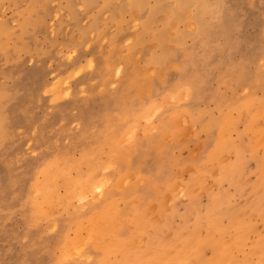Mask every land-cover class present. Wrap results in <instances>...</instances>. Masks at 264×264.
<instances>
[{"label": "rangeland", "instance_id": "obj_1", "mask_svg": "<svg viewBox=\"0 0 264 264\" xmlns=\"http://www.w3.org/2000/svg\"><path fill=\"white\" fill-rule=\"evenodd\" d=\"M259 109L264 0H0V264H98V250L89 243L80 254L71 245L65 251L73 220L103 205L97 188L91 192L96 200L89 192L85 199L67 194V183L85 175L88 155L106 166L115 152L125 160L100 168L113 178L123 167L124 190L137 188L115 196L125 232L132 215L126 208L140 206L143 197L158 204L168 184L194 178L205 164L206 188L164 204L160 230L149 233L157 240L163 232L175 235L179 220L191 222L208 202L206 191L236 192L235 175L240 190L250 192L263 174L258 161L264 148L256 139L264 140V132L253 131L264 128V113L260 121L252 118ZM214 141H223L219 156ZM209 149V159L220 165L207 162ZM47 173L51 197L32 189ZM165 173L169 183L158 178ZM206 247L201 254L209 259L213 249Z\"/></svg>", "mask_w": 264, "mask_h": 264}, {"label": "bare ground", "instance_id": "obj_2", "mask_svg": "<svg viewBox=\"0 0 264 264\" xmlns=\"http://www.w3.org/2000/svg\"><path fill=\"white\" fill-rule=\"evenodd\" d=\"M115 80L117 83V78ZM103 81H101V82H103ZM145 88H146V86H145ZM101 91L103 92V89ZM155 104H157V103H155ZM150 106H153V105H150ZM158 106H161V105H158ZM147 110L148 109H146V111ZM151 111L153 112V110H151ZM257 112H260V114L259 115L253 114L252 118L254 119V117L258 116L257 117L258 121H260L259 116H262V114L264 113V110L259 109V110H257ZM246 113H248V111ZM252 118H251V120H252ZM106 119H108V118L106 117ZM166 120H168V119H166ZM255 121H257V120H255ZM85 122H87V121H85ZM108 122H110V121H108ZM163 123L167 125V121L165 122V120H162L160 122V125H162ZM256 125L258 126V124H256ZM139 129H141V128H139ZM88 131H90V130H88ZM253 132L255 134H257V133L262 134L264 132V128L258 127ZM128 133H129V131H128ZM255 134H254V136H255ZM124 135H126V134H124ZM101 136L102 135H100V137ZM219 139L221 140L222 138H219ZM137 140H138V138H137ZM256 140L264 148V140H260L259 138ZM235 141H237V140H235ZM250 141H252V140H250ZM217 143H215V141H214L213 145H215V146H213V150L215 151V149H218L216 151L219 152L217 154V156H219L220 152H222L221 149L224 148L223 147L224 145H222L223 141H222V143L220 142L221 144L219 143L220 145H217ZM216 146H217V148H216ZM258 146H260V145H258ZM96 149H98V148H96ZM137 150H139V148ZM156 150H157V148H156ZM256 150H257V148H256ZM116 151H118V150H116ZM214 151H213V153L216 152V151L215 152ZM211 152H212V150L209 149V152L207 153V162L210 161L211 164H212V162L214 164H219L221 161L209 159ZM119 154H121V153H119ZM239 154H240V152H239ZM238 155L235 156V157H237V159H238ZM120 156L117 159L116 158V152H115V154L112 153L110 156L108 155L107 156V158L109 157L108 162L106 161L107 165L110 164L112 166L115 164V162H116L117 166H119L118 164H124L125 165V160L122 159ZM83 157H85V155ZM83 157H82V159H83ZM210 158H211V156H210ZM239 158H241V157H239ZM61 159H59V160H61ZM86 159H87L86 162L88 163V165H87V167H85V165H84V167L87 169L85 175L80 176V173H79V177L77 176L78 175L77 174L76 179L70 180L67 183V187H66V189L68 188L67 194L69 192L70 195L75 194L77 197L83 198L85 195L84 193L89 192L91 198L95 199L96 197L92 196V194L93 193L95 194V192H93V190L97 188V189L101 190V198L103 200V205L100 209H98L96 211H92V212H90L91 206H89L90 207L89 215H87L86 217H82V215H81L82 220H78V221H76L75 219L73 220L74 235L71 239L67 240V243H66L67 246L65 248L66 253L69 251L71 246H73L74 248H76L77 251H79L78 253L80 254V252L84 251L83 248L85 249L84 245L86 243H89L90 245L95 247V249L98 250V254H99L98 255V264H264V232L259 231L260 230V229H258L259 225L257 226V223H259V222L256 223L257 218L260 219L263 223V228H264V149H263L262 157L258 161V164H259L258 173H259V175H261V173H263V174L260 177L258 175L257 177H259V178H257V179L254 178L255 182L251 184L250 192L249 191L244 192L246 189V188H244V186L242 187V189H244V191L240 190L241 188H239L237 186V183H236L237 181H240V180H236L235 179L236 175H235L233 179L230 178V183H231V185H233L232 187H234V190L236 192L231 191L229 193L227 191L226 192H222V191L221 192H208V191H206L207 194L209 193L208 194L209 199L207 200L208 202L206 205H204L203 208L201 207L202 209L200 210V212L196 213L194 215V217H190V219L193 218L192 221L190 220L191 222H188V220L187 221L179 220V221H181V224H180V222H178V224H180V225H179V227L175 228V232L177 229V233L175 235L167 236L166 232H163L162 237H161L162 240H157V238L155 236H159V235H156V233H155V235H153L156 238V240H154L153 239L154 237L152 238V236H150V234H149V233H152L150 228L154 227V228H157V230H160V226H159L157 221L161 217L160 214L162 212L163 206H164V204L167 205V202L169 203V201L172 198H174L176 195L177 196H179V195L184 196L186 194L187 196L194 195L196 197V195L194 193L196 188H202V187L206 188L205 182H204V179H205L204 173H202L205 170V168H204L205 164L198 167L197 170L199 171V173L194 178L192 176H190L192 178H190L186 182H182V183L181 182H178V183L175 182L174 184H170V185L168 184L167 185V187H168L167 191L165 190V192H162V193L160 192L161 194H159V197H158V199H159L158 204H154V201L156 199L147 200V199H145V197H143V198H141L143 200V203L140 201L142 203L140 206H133L131 209L126 208L127 210L132 211V215L130 217L131 229L129 228L128 232H125V230L122 228H121L122 230H120V227H122L123 224H126V223H124V221H125L124 212L120 211L119 208H117L116 203L119 200L117 201V198L115 196L118 194H121L124 197H128L132 193H136L137 188L133 192H130V191L128 192L127 190L126 191L124 190L126 186L123 184V181L125 178V176H124V170L125 169L123 167L120 166V168L119 167L116 168V171L114 172L115 175L113 176V178H111V177H108L105 175V173H104L105 171L102 174H100V168L103 167L106 169V167L110 166V165L106 166L105 163H102L101 158H100L101 162L100 161L99 162L94 161V160L90 159V155H88V158H86ZM57 161L58 160L56 159V162ZM74 162H76V161H74ZM174 162H172V163H174ZM201 163H205V162H201ZM103 164H105V165H103ZM211 164H210V169L214 170L213 168L216 166L214 164H213V166H211ZM224 164H225V162H224ZM50 165H52V164H50ZM199 165H200V163H199ZM134 166H136V165H134ZM189 166L190 165H188V167ZM224 166L225 165H223V167ZM161 167H160V169H161ZM254 167H256V166H254ZM134 169H136V168H134ZM134 169L132 168V170H134ZM191 169H193V168L191 167ZM65 170H68V169L65 167ZM223 170H225V169H223ZM113 171H114V169H113ZM163 172H162V174H164ZM48 173H47L44 181L41 182L40 187L36 186V184H34L32 186L33 192H35V193L36 192H40V193L51 192L52 193V191H54V189H52L49 185V182L52 180V176L48 175ZM149 173H151V172H149ZM154 173H155V170H154ZM160 173H158V174H160ZM185 173H186V171H185ZM236 173H237V171H236ZM252 173H254V172H252ZM219 174H222V170ZM224 174L225 173L223 171V175ZM227 174H229V173H227ZM153 175L154 174H152V176ZM129 176H130V174H129ZM245 176H247V175H245ZM231 177H232V175H231ZM158 178H160L161 180L165 179L164 180L165 182L169 181L168 177H166V173H165V175L158 177ZM155 179L153 181H155ZM180 179H181V177H180ZM222 179L224 181V178H222ZM238 179H240V178H238ZM246 180L247 179H245V181ZM56 181H58V180H56ZM59 181L62 182V180H60V179H59ZM242 181H244V180H242ZM153 183H154V185L156 184L155 182H153ZM211 183H213V182H211ZM213 184H215V183H213ZM239 184H241V183H239ZM154 185H152V186H154ZM173 185H177L175 188H178L180 192H173V190H174ZM231 185H229V186H231ZM245 185H246V183H245ZM249 185H250V183L248 184V187H250ZM50 189H52V191ZM97 189H96V192H98ZM123 190L125 192H123ZM202 190H204V189H199V191H202ZM91 192H93V193H91ZM199 193L201 194V192H199ZM53 194H54V192L52 194H50V195L48 194V195L51 197V195H53ZM55 196L57 197V194ZM86 196H87V194H86ZM99 196L100 195H98L97 200H99ZM137 197H136V200H137ZM40 199H41V196H40ZM84 199H85V197H84ZM141 199H139V200H141ZM38 200L39 199L37 198V201ZM44 200H46V199H44ZM74 200H76V199H74ZM122 200H124V199H122ZM37 201H35V202L33 201L34 204H32V206H34V208H35V210H34L35 212H37L36 211V207H37L36 203H38L40 200L38 202ZM72 201H73V199H72ZM90 201H92V200H90ZM42 202H43L42 205L46 203V201L45 202L42 201ZM126 205L130 206L129 202ZM202 206H203V204H202ZM41 207H43V206H41ZM83 208H85V207L83 206ZM39 209H40V207L37 210H39ZM81 209H82V207H81ZM167 209H166V211L168 212ZM82 210H84V209H82ZM131 211H130V213H131ZM43 213H41V215ZM37 215H38V213H37ZM39 215H40V212H39ZM72 217H71V219H72ZM184 217H182V218H184ZM75 218H77V217H75ZM185 218H187V217H185ZM185 218L183 220H185ZM127 225H129V224H127ZM130 225H129V227H130ZM167 226H166V228L168 229ZM123 227H125V226H123ZM64 228H62V229H64ZM203 229L206 230V233L204 232V235H202V233H201V230H203ZM152 234H154V233H152ZM158 234H161V233H158ZM67 235H69V234H67ZM206 246H210L213 249L212 250L213 255L209 259L207 257H204L201 254L203 251V248ZM59 251H61V250H59ZM94 252H96V251H94ZM72 256L73 255H71V258H72ZM91 258H94V257H91ZM67 261L69 262V260H67Z\"/></svg>", "mask_w": 264, "mask_h": 264}]
</instances>
